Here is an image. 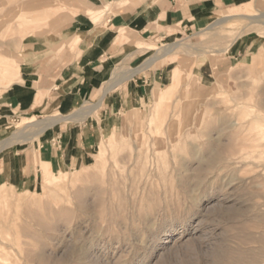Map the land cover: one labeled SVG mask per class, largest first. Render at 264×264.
Masks as SVG:
<instances>
[{
	"label": "rangeland",
	"instance_id": "rangeland-1",
	"mask_svg": "<svg viewBox=\"0 0 264 264\" xmlns=\"http://www.w3.org/2000/svg\"><path fill=\"white\" fill-rule=\"evenodd\" d=\"M86 1L85 11L84 0H10L0 53L15 56L25 32L8 17L15 7L36 10L33 40L59 33L79 7L93 30L62 38L79 45L56 54L79 58L105 24ZM147 43L160 50L128 58L113 81L181 47L143 70L155 78L119 85L86 119L94 142L82 160L44 164L48 173L38 160L41 129L61 116L20 117L0 134V156L32 151L37 168L22 184L0 160V264H264V0H237L193 36L169 30ZM48 44L8 61L19 69L49 55Z\"/></svg>",
	"mask_w": 264,
	"mask_h": 264
},
{
	"label": "crops",
	"instance_id": "crops-1",
	"mask_svg": "<svg viewBox=\"0 0 264 264\" xmlns=\"http://www.w3.org/2000/svg\"><path fill=\"white\" fill-rule=\"evenodd\" d=\"M84 1L86 11L87 1ZM91 1L95 7L105 12V24L97 27L99 32L97 31L93 43L80 46L82 55L79 58H58L56 54L61 56L69 48L79 45L70 47L62 38L75 36L81 40L92 32L89 18L80 11L77 19L85 21V24L69 22L56 35H47L50 39L38 46L49 43V55L20 65L18 72L13 75H1L0 134L8 124L20 117H62L45 130L44 138L38 147L40 164H48L51 169H62L71 166L76 160L83 159L94 142V129L89 127L86 119L101 108L118 85L130 82L129 80L147 81L148 77L155 78L156 74H148L143 70L154 68L157 63H161V66L167 64L181 46L175 45L167 49L169 51L166 50L164 57L149 60L141 68L132 71L141 69L131 77L113 81L115 71L128 58L140 52L160 50L155 44L147 42L165 41L169 30L183 37L193 36L207 27L217 13L231 9L237 4V0ZM74 9L80 10L79 7ZM21 42L22 38L14 47L24 51ZM184 64L180 61L174 67L175 70L184 67ZM170 76L172 77V74ZM109 84L112 86L108 88ZM89 112L91 113L88 114ZM62 123L71 124L56 130ZM34 157L32 151L27 150L17 153L12 151L0 156L1 163L9 165V171L6 169L8 175L5 176L26 184L28 176L37 169ZM44 171L49 172L47 165H44Z\"/></svg>",
	"mask_w": 264,
	"mask_h": 264
},
{
	"label": "bare ground",
	"instance_id": "bare-ground-1",
	"mask_svg": "<svg viewBox=\"0 0 264 264\" xmlns=\"http://www.w3.org/2000/svg\"><path fill=\"white\" fill-rule=\"evenodd\" d=\"M8 3H10V0H5L3 3H1V5H0V8L1 9L0 10H3L5 8H7ZM27 8H28V10H26V9H23L22 10L20 7H15V9L11 12V15L8 16L9 18L15 16L14 18L17 19L16 21L17 22H21L20 23V26L23 29L26 28V31L24 33H22L23 34L22 35L23 37H22V42H21L22 43V46L24 47L25 50L24 51L23 50L21 51L20 48H15L14 47L15 48L14 49L15 56L14 55H12V56H13V58L16 57V60L19 59V58H22V57L27 56V54L30 55L31 54L30 52H33V50H36L37 48H40L38 46L41 43L47 42V40L50 39L48 36H43L42 37L43 39H40V37H36L33 40L32 38H30V36L28 34H30V33L33 34L34 33V30L37 28L36 22H38V18L33 15L32 12H34V11H31L32 9L30 7H27ZM71 11H72L73 15L77 16V14L79 12V9L72 8ZM75 16H74V18H75ZM28 19L33 20V21L28 22L27 21ZM76 19L77 18H75V20L74 21L72 20L73 22L72 21L71 22L72 23H75V24H85V21L79 20V19L76 20ZM8 26H11V25L9 24ZM3 28H6L8 30V32H10V33L13 31L12 30V27H5L4 24H3V22L1 21L0 22V30H2ZM30 50H32V51H30ZM12 56H11V54L10 55L9 54L6 55V54L0 53V75H3V74L4 75H10L12 72L14 73V71H17L18 72L19 69H17L14 66V64H11L10 63L12 61H10V62L8 61L10 57L12 58ZM101 107H102V105H101ZM90 113L91 112H89L88 114H90ZM26 124H33V121L25 122L22 125H26ZM54 124L55 123L52 122V123L47 124L45 127H51ZM46 129L45 128L41 129L42 131L39 134H41L42 132H44Z\"/></svg>",
	"mask_w": 264,
	"mask_h": 264
}]
</instances>
